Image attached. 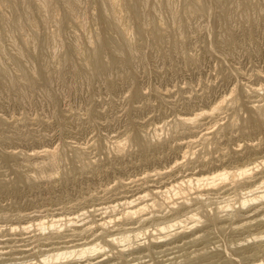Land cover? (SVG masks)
<instances>
[{
	"label": "rangeland",
	"instance_id": "rangeland-1",
	"mask_svg": "<svg viewBox=\"0 0 264 264\" xmlns=\"http://www.w3.org/2000/svg\"><path fill=\"white\" fill-rule=\"evenodd\" d=\"M13 1L0 0V264L179 259L201 245L138 246L200 209L216 216L202 218L211 261L264 263V198L243 206L264 192V0ZM84 245L102 250L44 262Z\"/></svg>",
	"mask_w": 264,
	"mask_h": 264
},
{
	"label": "bare ground",
	"instance_id": "bare-ground-1",
	"mask_svg": "<svg viewBox=\"0 0 264 264\" xmlns=\"http://www.w3.org/2000/svg\"><path fill=\"white\" fill-rule=\"evenodd\" d=\"M13 1V0H12ZM28 1V0H27ZM121 1V0H120ZM14 2V1H13ZM13 2H11V3H13ZM18 2V1H17ZM108 2V1H107ZM116 2H118L117 0H116ZM127 3V2H126ZM14 4H15V2H14ZM129 5V4H128ZM127 5V6H128ZM12 6V5H11ZM190 6V5H189ZM14 7V6H13ZM16 7V6H15ZM209 7V6H208ZM130 9V8H129ZM133 11H134V13L135 14H137V10H136V8L134 7L133 9H132ZM192 10V9H191ZM198 10V9H197ZM204 10H206V12L205 13H207V14H211V12H212V10L211 9H205L204 8V3H203V5H202V8H201V11H202V13H203V15H204ZM220 12V11H219ZM141 15V14H140ZM140 19V18H139ZM158 37H159V35H158ZM161 37V36H160ZM155 38H156V35H155ZM27 39H29V38H27ZM127 43V42H126ZM129 43V42H128ZM128 45V44H127ZM131 47V46H130ZM104 50H105V44H104V42H102L101 44H100V46L97 48V50L95 49V56H94V67H95V69L97 70V71H101V70H103L104 69V64L102 63V60H101V57H102V54H104L103 52H104ZM23 52V51H22ZM93 53V52H92ZM68 54V53H67ZM23 55V54H22ZM92 57V56H91ZM70 58V57H69ZM72 59V58H71ZM66 62V61H65ZM92 64V63H91ZM92 66V65H91ZM5 70V69H4ZM34 70V69H33ZM96 71V72H97ZM35 73V72H34ZM5 74H7L6 72H5ZM8 74H9V72H8ZM96 74V73H95ZM11 76V75H10ZM9 77V76H8ZM12 77V76H11ZM20 77V76H19ZM13 78V77H12ZM6 79V78H5ZM8 79V78H7ZM15 79H16V77H15ZM1 80H2V78H1ZM22 80V79H21ZM14 81V80H13ZM18 81V80H17ZM16 81V82H17ZM25 81V80H24ZM9 82H11V80H9ZM13 84V83H12ZM21 85V84H20ZM22 85H23V83H22ZM263 87V86H262ZM256 89V88H255ZM263 89V88H262ZM258 91V90H257ZM216 108V107H215ZM260 109V108H259ZM256 110V109H255ZM263 110H264V108H263ZM256 115V114H255ZM197 116V115H196ZM186 117V116H185ZM195 117V116H194ZM187 118V117H186ZM185 118V119H186ZM255 118V117H254ZM181 119H183V118H181ZM184 119V120H185ZM184 120H183V122H184ZM254 121V120H253ZM186 122V121H185ZM184 122V123H185ZM193 122H194V119H193ZM188 123V122H187ZM261 123V122H260ZM196 140V139H195ZM190 141H192V139L190 140ZM193 141H194V139H193ZM189 143V142H188ZM187 143V144H188ZM44 151H46V150H44ZM186 152V151H185ZM54 153V152H53ZM186 154V153H185ZM185 156V155H184ZM250 171V170H249ZM223 172V171H222ZM216 173V172H215ZM214 173V175H212V176H209L208 175V177H206V178H204L203 176L202 177H200V178H198L197 180L199 181L198 182V184L196 183V181L194 182V183H196L198 186H199V184L201 183L200 181H202V180H208V181H211V182H215L217 179H219V178H226V177H228V173L226 172V173H217V174H215ZM243 173H244V171L243 172H240V174L241 175H243ZM230 174V173H229ZM246 174V173H245ZM231 175V174H230ZM236 175V174H235ZM239 176V175H238ZM238 178V177H237ZM249 178V177H248ZM223 179H219V180H223ZM194 180V179H193ZM186 182H187V180H185ZM188 181H189V184H191L190 183V180L188 179ZM225 181H226V179H225ZM184 182V181H183ZM192 182V181H191ZM207 182V181H206ZM206 182L204 183V184H206ZM210 182V183H211ZM219 182V181H218ZM203 183V182H202ZM208 184H210L209 182H207ZM216 183H217V181H216ZM207 184V185H208ZM143 185V184H142ZM182 185V184H181ZM184 185H185V183H184ZM203 185V184H202ZM214 185V184H213ZM188 186V185H187ZM173 187V186H172ZM171 187V190L173 189ZM178 187H179V189H180V186L178 185ZM200 187V186H199ZM208 187V186H207ZM185 188V187H184ZM194 188V187H193ZM154 189V188H153ZM182 189V188H181ZM169 190H170V188H169ZM175 190H177V188L175 187ZM255 190V189H254ZM161 191V190H160ZM167 191V190H166ZM168 192V191H167ZM167 192H165V195H166V193ZM170 192V194L172 193L171 191H169ZM175 194H176V192L175 191H173ZM178 192V191H177ZM185 192V191H184ZM184 192H183V196H184V198H185V195H184ZM251 192V191H250ZM162 193H164V192H162ZM179 193V192H178ZM253 193V192H252ZM158 194H159V192H158ZM160 194H161V192H160ZM168 194V193H167ZM179 194H181V193H179ZM200 194H202V193H200ZM157 195V194H156ZM178 195V194H177ZM196 195V194H195ZM143 196H145V194L143 195ZM181 196H182V194H181ZM194 197V196H193ZM200 197V196H199ZM141 198H142V196H141ZM144 198V197H143ZM198 198V197H197ZM247 198H251V196L250 197H248V195H247ZM246 198V199H247ZM258 198H264V192H263V194H261L259 197H252V199H247V200H245V201H243L244 202V205L243 206H245L247 203H249L250 201H254V200H257ZM140 199V198H139ZM183 200H186V199H183ZM187 201V200H186ZM184 202V201H183ZM199 202H201V201H199ZM167 203V202H166ZM177 203V202H176ZM205 203V202H204ZM252 203V202H251ZM179 204V203H178ZM183 204H185V203H183ZM196 204V203H195ZM199 204V203H198ZM142 205H144V204H142ZM146 205L147 206H149L147 203H146ZM146 205H145V207H146ZM167 205H169V204H167ZM200 205V204H199ZM228 205V204H227ZM140 206V205H139ZM138 206V207H139ZM155 206H157V205H155ZM179 206V205H178ZM186 206V205H185ZM200 206H202V205H200ZM199 206V207H200ZM141 207V206H140ZM144 207V206H143ZM187 207V206H186ZM189 207V206H188ZM198 207V209H200ZM135 208H136V206H135ZM148 208V207H147ZM181 208V207H180ZM197 208V207H196ZM195 208V209H196ZM203 208H204V206H203ZM134 209V208H133ZM140 209V208H139ZM145 208H143V210H144ZM157 209V208H156ZM162 209V208H161ZM194 210V209H193ZM201 210V209H200ZM200 210L198 211L199 213H197L196 212V210H194L195 211V213L196 214H193L191 217H190V220H191V222H195V224L194 225H191V226H189V227H187L186 225H183V223H185L186 221L185 220H179V221H177V219H176V221H174L173 223H164V220H163V223L161 224H159L158 225V227L156 228V233H157V241H155V242H151L152 244L150 245L149 244V246L148 247H145V248H143V247H141V246H138V248L140 249V250H149L150 252H151V249H153V247H155L156 249H160L159 251H155L156 253H158V254H162V255H164V257L168 254L167 252H168V250H170L171 248L169 247L170 245L172 246L173 244L175 245V246H173L174 248L175 247H182V245H178L177 244V242L178 241H180V240H184V239H188V241L187 242H185V245H193V246H198V244L199 245H201L200 247H196L195 249H193L192 251H190L189 253L187 252H185L186 254H184V255H182V256H180V258L179 259H177V257L175 258V259H173L172 257H171V259H166V260H160V259H154V263H152V264H205L204 263V261L205 260H207V261H210V262H208L207 264H216V262H214V261H211L212 260V258L215 256V254H217V253H219V254H221V252L219 251V252H216L215 251V253L214 252H212V251H210V250H208L206 247H205V249H204V246H206V245H204V238L205 237H207V235L205 234V237H204V220L202 219L203 217L204 218H206V222H209V223H211L212 224V222H216V218H214V217H216V216H210L206 211H205V213H204V210L203 211H201L200 212ZM207 210V209H206ZM215 210V209H214ZM213 210V211H214ZM136 211H137V209H136ZM135 211V212H136ZM145 211V210H144ZM193 211V212H194ZM216 211V210H215ZM134 212V210H132L131 212H129L130 213V215L132 214ZM138 212V211H137ZM143 212V211H142ZM190 212L191 213H193L191 210H190ZM127 213V212H126ZM125 213V214H126ZM140 213V212H139ZM187 213H189V211L187 212ZM211 213V212H210ZM167 215V214H166ZM182 215H183V213H182ZM186 215V214H185ZM198 215H200L199 217H197ZM216 215V214H215ZM127 216H129V215H127ZM133 216H135V215H133ZM188 216V215H187ZM130 217V216H129ZM168 217V216H167ZM173 217V216H172ZM171 217V218H172ZM181 217V216H180ZM186 217V216H185ZM125 218H126V216H125ZM124 218V219H125ZM128 218V217H127ZM157 218H158V216H157ZM170 218V219H171ZM129 219V218H128ZM140 219V218H139ZM145 219V218H144ZM156 219V218H155ZM169 219V220H170ZM187 219H189V218H187ZM203 221H202V220ZM219 219V218H218ZM165 220H168V218H166ZM175 220V219H174ZM159 221H161V219L159 218ZM172 221V220H171ZM43 222V221H42ZM58 222V221H57ZM56 222V223H57ZM201 222H203V223H201ZM106 223H107V221H106ZM106 223H103V222H101V224H100V227L101 226H103V224H106ZM199 223H201V225H197V224H199ZM217 223H219V222H217ZM40 224V226H42V227H44V223H39ZM44 224V225H43ZM99 224V223H98ZM187 224H188V222H187ZM210 224V225H211ZM215 223H213V225H214ZM215 225H217V224H215ZM39 226V227H40ZM27 227V226H26ZM105 227V226H104ZM156 227V226H155ZM183 227V228H182ZM24 228V227H23ZM225 228V227H224ZM26 229V228H25ZM131 229H134V227L133 228H131ZM179 229H181V230H179ZM222 229V228H221ZM221 229H219V230H221ZM75 230V229H74ZM130 230V229H129ZM135 230V229H134ZM216 230V229H215ZM214 230V231H215ZM132 231V230H131ZM130 231V232H131ZM137 231V233H140V232H138V230H136ZM154 231V230H153ZM217 231V230H216ZM227 231V230H226ZM229 231V230H228ZM231 231V230H230ZM134 232V231H133ZM126 233V232H125ZM155 233V234H156ZM217 233V232H216ZM136 234V233H135ZM226 234V233H225ZM123 235V234H122ZM130 235H133V234H130ZM224 235V234H223ZM111 236H113L112 234H111ZM137 236V235H136ZM226 236V235H225ZM132 237V236H131ZM139 237V236H138ZM151 237H152V235H151ZM223 237V236H222ZM227 237V236H226ZM120 238V237H119ZM119 238H117V237H115V238H113L112 240L110 239V241L111 242H113V247H114V244H118L119 242H121V241H128V242H130V236L129 235H126V236H122L121 237V239H119ZM154 238V237H153ZM156 238V237H155ZM135 239V238H134ZM224 239H225V237H224ZM245 240V239H244ZM109 241V240H108ZM224 241V240H223ZM226 241V240H225ZM233 241V240H232ZM110 242V243H111ZM219 242H221V241H219ZM227 242H231V241H227ZM234 242V241H233ZM236 242V241H235ZM130 243H132V242H130ZM91 244V243H90ZM109 244V243H108ZM133 244V243H132ZM143 244V243H142ZM214 244V243H213ZM219 244V243H218ZM217 244V245H218ZM224 244H226V243H224ZM223 244V245H224ZM229 244V243H228ZM233 244V243H232ZM236 244H237V242H236ZM249 244V243H248ZM247 244V245H248ZM82 245V244H81ZM110 245V244H109ZM111 245V246H112ZM129 245V244H128ZM184 245V244H183ZM253 245V244H252ZM136 246V245H135ZM255 246V248H256V250H258V251H260L261 249H262V246H261V244L260 245H254ZM76 247V246H75ZM119 247V246H118ZM126 247V246H125ZM226 247H228L227 245H226ZM229 247L231 248V246H230V244H229ZM241 247V246H240ZM64 248H66V247H64ZM68 248V247H67ZM66 248V249H67ZM70 248V247H69ZM78 248V247H77ZM102 247L101 246H99V245H91V246H88V245H84L83 247H81V249H79V250H76L75 248L73 249V250H68L67 249V251H64V252H62V253H57L56 255H52V256H48V257H46V258H44V262H50L51 260H54L55 259V261L56 260H61L62 258H67V256H72V255H77V254H79L80 256L81 255H86V254H93L94 252H96V254H97V252H100L99 251V249H101ZM104 248V247H103ZM115 248V247H114ZM187 248H189V247H187ZM222 248V247H221ZM237 248V247H236ZM239 248V247H238ZM210 249V248H209ZM223 249V248H222ZM222 249H221V251H222ZM225 249V248H224ZM228 249V248H227ZM240 249V248H239ZM102 250V249H101ZM115 250V249H114ZM121 249H119V251H120ZM126 250V249H125ZM212 250V249H211ZM216 250H217V248H216ZM230 250V249H229ZM233 250V249H232ZM113 251V250H112ZM171 251V250H170ZM218 251V250H217ZM59 252V251H58ZM102 252V251H101ZM122 252V251H121ZM174 252V251H173ZM173 252H171V253H173ZM176 252V251H175ZM223 252V251H222ZM128 253V252H127ZM149 253V252H148ZM170 253V254H171ZM177 253V252H176ZM230 253V252H229ZM249 253V252H248ZM247 253V254H248ZM253 253V252H252ZM143 254V253H142ZM152 254V253H151ZM150 254V255H151ZM154 254V253H153ZM169 254V255H170ZM225 254V253H224ZM233 254H234V252H233ZM238 253H236L235 254V257H236V255H237ZM122 255V254H121ZM124 255H125V253H124ZM133 255V254H132ZM263 255V254H262ZM100 256V255H99ZM161 256V255H160ZM177 256H179V255H177ZM229 256V255H228ZM227 255H226V259H227V257H228ZM230 256H232V255H230ZM241 256H243V254L241 255ZM247 256V255H246ZM97 257H98V255H97ZM157 257H159V256H157ZM163 257V256H162ZM221 257V256H220ZM234 257V258H235ZM253 257V256H252ZM225 257H223V259H224ZM229 258V257H228ZM234 258H232V257H230L229 259H227L223 264H239V262L238 263H236L235 262V260L236 259H234ZM241 258V257H240ZM239 258V259H240ZM92 259V258H91ZM97 259V258H96ZM95 259V260H96ZM127 259V258H126ZM152 259V258H151ZM150 259V260H151ZM219 259V258H218ZM169 260H170V262H169ZM243 260V259H242ZM256 260H257V257H256ZM255 260V261H256ZM128 261V260H127ZM237 261V260H236ZM57 262V261H56ZM90 262V261H89ZM169 262V263H168ZM263 262V261H262ZM51 263V262H50ZM99 263H101V260H96L94 263H90V264H99ZM243 263V262H242ZM250 263V262H249ZM217 264H220V263H217ZM252 264H264V263H252Z\"/></svg>",
	"mask_w": 264,
	"mask_h": 264
}]
</instances>
